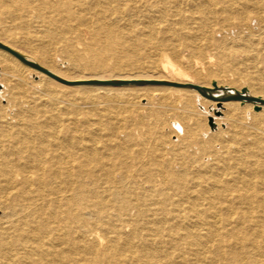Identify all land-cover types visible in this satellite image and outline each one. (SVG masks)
<instances>
[{
	"label": "bare ground",
	"instance_id": "1",
	"mask_svg": "<svg viewBox=\"0 0 264 264\" xmlns=\"http://www.w3.org/2000/svg\"><path fill=\"white\" fill-rule=\"evenodd\" d=\"M2 12L68 42L84 74L0 37L13 106L0 101V264H264V74L252 68L264 0H0ZM29 71L43 85L32 98ZM196 94L225 129L199 133Z\"/></svg>",
	"mask_w": 264,
	"mask_h": 264
},
{
	"label": "rangeland",
	"instance_id": "2",
	"mask_svg": "<svg viewBox=\"0 0 264 264\" xmlns=\"http://www.w3.org/2000/svg\"><path fill=\"white\" fill-rule=\"evenodd\" d=\"M3 13V12H2ZM0 13V37L5 39V38H9L10 36L14 37V41L17 45H19L20 48H23L25 50H28V51H33L37 56L39 55V53H37L38 51H43V49L46 50L49 49L51 51V60L49 59V61L47 59H45V57H42L41 58V61H43L44 63H46L47 65H51V67H54V69L56 70H59V72L61 74H64L65 76H71L70 78L74 77V78H78L80 77L82 74H84L83 72H81L80 70L76 69L73 67V63L75 62V60L73 61L70 57H69V53H68V50H71V46L68 44V42H65L63 44V42H60V41H56V39L54 40L53 38V42L55 43H50V39L52 38L51 35H49L47 33L46 30H44V27L40 24V26L37 24V22L35 23V21H32V20H29L30 18L28 17H25V16H21L19 14H9V13ZM14 15V16H13ZM18 17H17V16ZM23 17V18H22ZM7 19V20H6ZM24 22V23H23ZM17 24V25H16ZM43 28H42V27ZM18 27V28H17ZM21 27V28H20ZM27 27V28H26ZM29 27V28H28ZM9 29V30H8ZM41 30V31H40ZM46 31V32H45ZM3 36V37H2ZM37 36V37H36ZM30 37V38H29ZM75 37H77V35H75ZM33 40V41H32ZM38 40V41H37ZM85 40H89L88 38H85ZM60 42V43H58ZM26 44V45H25ZM48 44H52V46H55L54 48L52 47H49ZM54 44V45H53ZM56 44V45H55ZM66 47H65V46ZM51 46V45H50ZM79 47H81V45H79ZM35 48L37 49V51L35 50ZM55 51V52H54ZM210 50H205V53L206 54H209ZM41 53V52H40ZM187 53V54H186ZM187 55V56H186ZM185 58H188L189 57V54L188 52H185ZM241 57V56H240ZM54 58V59H53ZM242 58V57H241ZM47 60V61H46ZM54 60V61H53ZM260 61V62H258ZM256 62V66H253L252 68L255 67V70L256 73H260L262 72V75L264 74V58L262 60H258ZM71 62V63H70ZM207 66H205V71L207 72ZM76 69V70H75ZM252 70V69H251ZM261 71V72H260ZM32 71H29L27 72L28 73V76L26 74V78L27 79V84H26V90H27V94L28 96H30V98H32L31 95L34 94L33 91H36L37 89V92H42L43 90V85H42V82L39 83V80H40V76L38 75V73L36 72H32ZM105 73V72H103ZM106 74V75H105ZM104 75L105 76H109V72H106ZM230 74V73H229ZM63 75V76H64ZM85 75H87L85 73ZM191 75V80L193 81H198L197 79V76H195L193 73L190 74ZM1 76V75H0ZM66 76V77H67ZM264 76V75H263ZM233 77V78H232ZM230 78H231V81H233V79L235 80L234 82L238 83L239 85V82L236 81L235 79V76L234 75H230ZM5 85V86H4ZM6 87V84L4 82H0V91L4 90ZM33 87V88H32ZM35 87V88H34ZM40 87V88H39ZM30 89V90H29ZM36 89V90H35ZM40 90V91H39ZM30 91L31 94H30ZM1 93V92H0ZM6 93L0 95V101H1V105L6 108V110L8 111H11V113L8 111V113H10L12 115V112H13V106H11V104L7 103L8 101V97H7V94L5 95ZM200 94H196L194 96L195 98V106H196V110L198 111H201L199 112V118H200V123H199V126H201L199 128V133L202 135V136H205V138H207L208 134H211V133H215L219 128L221 129H225L228 124H227V121L226 120H220V122H215V119L217 117H222V112H219V110H214L213 111V108L214 105L212 104V102L210 101H207L204 99H202L201 96H199ZM261 95V94H259ZM204 101L205 103H200L201 101ZM146 101L143 100V103H145ZM11 106V107H10ZM157 106V107H156ZM154 107V109H157L159 108L158 104L155 103L152 108ZM255 111H259L260 108H255L254 109ZM167 122L168 125L170 126V128H168L169 126L165 125V130H172L171 131H167V133L170 135V138L172 141H176L177 139V136H175V131L173 128H171V126H175L176 125V122L174 121V119L171 117V115L167 116ZM173 119V120H172ZM193 120V119H192ZM226 121V122H225ZM193 123L195 121H192ZM191 122V123H192ZM204 125V127H203ZM176 127V126H175ZM207 129V130H206ZM172 135V136H171ZM200 136H197L194 141H198V138ZM194 143V144H193ZM178 144V143H177ZM180 145V144H179ZM191 146V147H190ZM190 149L193 150V151H198L199 148L197 147L198 146V143L195 144V142H192V144L190 145ZM194 146V148H193ZM196 148V149H195Z\"/></svg>",
	"mask_w": 264,
	"mask_h": 264
}]
</instances>
